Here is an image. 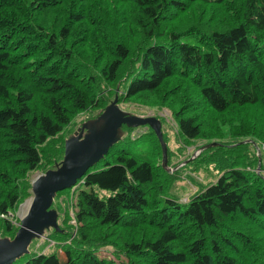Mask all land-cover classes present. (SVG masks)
<instances>
[{
  "label": "trees",
  "instance_id": "trees-1",
  "mask_svg": "<svg viewBox=\"0 0 264 264\" xmlns=\"http://www.w3.org/2000/svg\"><path fill=\"white\" fill-rule=\"evenodd\" d=\"M115 98L166 111L179 149L220 146L171 167L154 116L168 172L155 132L122 126L55 194L49 249L12 264H116L98 257L107 247L119 264H264V0H0V215L32 196L30 173L62 160L75 119ZM143 149L161 156L159 171ZM200 166L216 181L187 202L168 196ZM1 220L13 238L19 225Z\"/></svg>",
  "mask_w": 264,
  "mask_h": 264
},
{
  "label": "water",
  "instance_id": "water-1",
  "mask_svg": "<svg viewBox=\"0 0 264 264\" xmlns=\"http://www.w3.org/2000/svg\"><path fill=\"white\" fill-rule=\"evenodd\" d=\"M96 124V126H93ZM149 126L157 135L162 147V166L168 172L166 145L162 139L160 122L154 117H139L122 111L116 98L96 118L88 120L65 140L62 160L39 175L31 184V201L26 215L19 223L12 239L0 237V264H12L29 253L32 240L40 238L50 228L58 230L57 214L50 209L58 191L69 188L98 162L108 149L121 137V127ZM220 146L208 143L200 147L194 157L205 149ZM192 157L190 160H192ZM258 168L260 151L257 149ZM189 160V161H190ZM185 161L182 165L186 164ZM181 166V165H180Z\"/></svg>",
  "mask_w": 264,
  "mask_h": 264
},
{
  "label": "rangeland",
  "instance_id": "rangeland-1",
  "mask_svg": "<svg viewBox=\"0 0 264 264\" xmlns=\"http://www.w3.org/2000/svg\"><path fill=\"white\" fill-rule=\"evenodd\" d=\"M44 30L47 31V27L46 28L44 27ZM119 107L121 108L122 111L129 113L131 115H135L139 117L159 116L163 118L164 120L163 127H164L165 134L168 137V147L170 148V151H171V159H170L171 167H173L175 164L181 161H184L188 157L190 160L192 157H194V154L197 151V147H200L203 145L202 141H197V142L191 143L190 147H187L185 149H179V147L182 146V144L175 136V133H176L175 122L169 117V114L166 111L155 112L153 109L145 108V106L138 104L136 102L120 103ZM93 114L95 115V112L91 111V112H86L84 114L79 115L75 119L73 124L69 127L67 132L71 134L74 133L83 122L87 121L86 118L92 119L91 117L93 116ZM93 126H96V124H94ZM67 132H65L64 135H66ZM213 142H216V141H213ZM119 145L121 146V148L126 149V150H130V149L134 150L136 147L135 143H128V142H121ZM260 149L264 153V149L262 147ZM139 153L140 154L142 153L141 154L143 155L142 158L145 161H148V162L156 161L155 163L158 166L157 171H159L160 160H161V158L159 159V157L161 156L156 155V154L154 155L153 153L149 151V149H143L142 152H139ZM194 167L196 168V166ZM2 170L3 168L0 169V179H1ZM38 170L40 169H37V171H34L28 175L27 179L29 181V184L36 177H38V175H40L39 173L41 172H38ZM256 172H259V173L261 172L260 167L256 168ZM262 174H264V170H262ZM159 175H162V173H160ZM217 177H218V173L217 171L213 169L212 166H207L205 169L202 166H200L197 171L186 169L184 172H182L180 175H178L175 178L176 182L173 183L172 186H168L165 184L163 185L167 187L168 196L170 197L175 196V198L178 199L179 201L187 202L192 196L199 193L202 187L215 182ZM6 189H8V187L3 183L1 184L0 182V192L2 190L6 191ZM147 190L152 191L150 190V186L147 187ZM25 198L27 199L22 204H20L18 210L13 214L14 218L12 220L11 218H9V223L11 226L12 225L14 226V223H12L13 221H15L19 225L22 218L26 215L29 209V206H30L31 197L30 198L25 197ZM1 219L2 218L0 217V220ZM228 221L231 223H234L233 220H228ZM0 237L12 239L10 232H7V230H5V226L3 227V224L1 222H0ZM47 237L42 235L40 238L32 240L29 246L30 253L38 254V253L46 252L50 247L49 245L51 244V242H49V239H47ZM97 255L99 258L114 261L116 264L126 261V258L124 256L117 255V253L110 247L100 248L97 251Z\"/></svg>",
  "mask_w": 264,
  "mask_h": 264
},
{
  "label": "built area",
  "instance_id": "built-area-1",
  "mask_svg": "<svg viewBox=\"0 0 264 264\" xmlns=\"http://www.w3.org/2000/svg\"><path fill=\"white\" fill-rule=\"evenodd\" d=\"M0 216H1V218L8 219V220H9V218H11V220L14 218L13 215L10 213H7L6 215H0ZM12 223H14V226L18 225L15 221H13Z\"/></svg>",
  "mask_w": 264,
  "mask_h": 264
},
{
  "label": "bare ground",
  "instance_id": "bare-ground-1",
  "mask_svg": "<svg viewBox=\"0 0 264 264\" xmlns=\"http://www.w3.org/2000/svg\"><path fill=\"white\" fill-rule=\"evenodd\" d=\"M12 79H13V77H12ZM13 81H14V80H13ZM21 86H22V85H21ZM59 218H60V217H59ZM74 234H75V233H74ZM74 234H73V235H74Z\"/></svg>",
  "mask_w": 264,
  "mask_h": 264
}]
</instances>
